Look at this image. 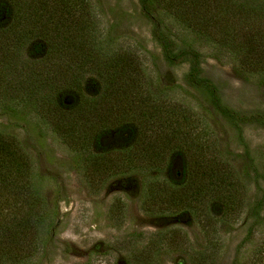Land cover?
<instances>
[{"label":"trees","instance_id":"1","mask_svg":"<svg viewBox=\"0 0 264 264\" xmlns=\"http://www.w3.org/2000/svg\"><path fill=\"white\" fill-rule=\"evenodd\" d=\"M159 2L164 14L156 17ZM139 3L153 24L164 61L187 65L188 85L225 119L264 128V115H243L224 104L219 88L202 75V53L180 41L169 24L199 36L210 57L232 60L238 76L264 91V0ZM103 38L88 0H0V111L36 117L80 158L85 176L95 182L121 172L146 174L149 199L164 212L190 214L209 238L220 223L235 219L246 207L257 219L264 197L248 204L246 178L227 155L215 142L201 144L190 129H183L187 116L176 113L177 104L169 97L153 95L139 57L108 46ZM173 165L178 172L159 185ZM0 203L12 207L6 215L0 207V264L35 256L39 242L50 236L54 215L20 142L2 132ZM215 203L221 208L219 217L211 213ZM179 234L152 235L124 264H161L163 248L188 246L179 243ZM208 241L197 253L186 249L190 260L213 262L216 250Z\"/></svg>","mask_w":264,"mask_h":264},{"label":"rangeland","instance_id":"2","mask_svg":"<svg viewBox=\"0 0 264 264\" xmlns=\"http://www.w3.org/2000/svg\"><path fill=\"white\" fill-rule=\"evenodd\" d=\"M88 2L105 44L134 52L146 69L153 95L169 97L177 104L176 113L187 116L182 128L190 129L191 136L201 144L215 142L233 168L246 178L247 203L264 197V128L225 119L201 91L188 85L187 65L170 66L164 61L152 36L153 24L142 14L139 0ZM153 13L163 16L162 3ZM169 24L180 41L202 53V75L219 88L227 107L243 115H264L261 87L238 76L232 60L210 57V50L199 36ZM0 132L20 142L33 166L39 193L54 215L48 240L39 242L35 256L16 264H124L133 250L141 249L152 235L170 236L173 231L180 233L179 243L188 242V246L180 250L163 248L161 264H205L193 262L185 251L197 253L208 240L216 250L209 264H264V206L257 219L251 218L246 207L235 219L220 223L210 239L190 214L164 212L157 201L149 199L146 174L121 172L101 183L86 177L80 158L36 117L0 111ZM174 171L178 169L173 165L157 183ZM0 207L4 215L12 210L8 203H0ZM210 208L219 217L220 206L215 203Z\"/></svg>","mask_w":264,"mask_h":264}]
</instances>
